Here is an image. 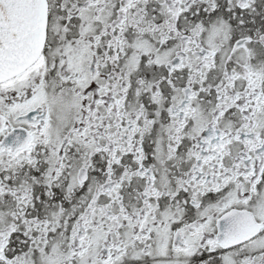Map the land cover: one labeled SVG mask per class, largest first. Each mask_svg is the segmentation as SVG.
<instances>
[{"label": "snow or ice", "instance_id": "6c2138e0", "mask_svg": "<svg viewBox=\"0 0 264 264\" xmlns=\"http://www.w3.org/2000/svg\"><path fill=\"white\" fill-rule=\"evenodd\" d=\"M0 264H264V0H0Z\"/></svg>", "mask_w": 264, "mask_h": 264}]
</instances>
